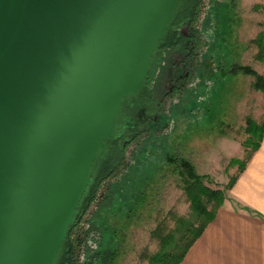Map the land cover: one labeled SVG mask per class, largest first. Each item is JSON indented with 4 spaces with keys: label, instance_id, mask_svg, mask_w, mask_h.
<instances>
[{
    "label": "water",
    "instance_id": "water-1",
    "mask_svg": "<svg viewBox=\"0 0 264 264\" xmlns=\"http://www.w3.org/2000/svg\"><path fill=\"white\" fill-rule=\"evenodd\" d=\"M177 0H0V264H57Z\"/></svg>",
    "mask_w": 264,
    "mask_h": 264
},
{
    "label": "rangeland",
    "instance_id": "rangeland-1",
    "mask_svg": "<svg viewBox=\"0 0 264 264\" xmlns=\"http://www.w3.org/2000/svg\"><path fill=\"white\" fill-rule=\"evenodd\" d=\"M199 7L200 30L208 32L206 45L211 50L214 45H225L218 47L222 52L218 51V61L223 73H218L217 85L224 75L226 80L219 99L215 100V87L204 105L192 100L189 95L192 85L191 88L187 85L188 94L181 98L183 95L178 93L166 102L170 125L164 122L155 135L144 134L126 147L120 168L99 190L98 196L103 199L94 202L85 216V230L90 225L98 228L88 237L90 247L97 248L101 235L107 238L106 249L114 254L105 264H151L149 259L159 252L163 236L173 235L176 251L180 252L178 246L186 244L193 235L186 233L179 239L182 224L190 222L194 229L203 224L191 212L183 189L186 174L181 176V164L187 162L196 174L207 176L209 181L204 179L203 184L211 190L224 187V180L235 175L240 167V162L232 165L229 162L240 155V146L248 137L245 118L255 119L258 124L263 121L264 94L252 88L253 78L244 75L239 67H249L264 76V63L252 43L264 31V0H201ZM187 28L179 26L178 32L185 34ZM167 49L158 54L157 65L167 60L161 59L170 51ZM211 50L206 54L212 55ZM173 53L171 58L179 54ZM219 103L221 106L217 107ZM210 105L209 113L206 109L197 116L191 113ZM221 120L229 125L224 127ZM219 136L226 139L221 145L217 142ZM206 208L213 211L215 203H208Z\"/></svg>",
    "mask_w": 264,
    "mask_h": 264
},
{
    "label": "flooded vegetation",
    "instance_id": "flooded-vegetation-1",
    "mask_svg": "<svg viewBox=\"0 0 264 264\" xmlns=\"http://www.w3.org/2000/svg\"><path fill=\"white\" fill-rule=\"evenodd\" d=\"M199 9L200 7L196 9L195 15L200 14L201 9L200 11ZM187 10L186 3H182L178 14L174 15L165 35L166 38L164 37L165 40L163 39L164 41L162 40L158 47L143 90L135 98L124 101L117 134L106 143L104 156L97 165L98 168L100 167L99 170L105 171L108 165H111L109 171L119 169L125 149L131 142L144 134L153 133L155 135L154 132L160 130L164 122L166 126L170 125L169 113L166 112L167 108L165 109L166 102H169L178 93L183 95H180L181 98L188 94L186 92L187 85L189 87L192 85V91L189 93L192 100H196L198 103L203 102L202 105L208 103L209 92L213 91L214 94L215 86L219 85H217L218 73H223V68L219 66L218 57L220 56L219 53L222 52L221 49L218 50V47L221 48L225 45H214L211 50V46H207L205 43V36L208 35V32L200 30V18L197 16L193 18L190 14V17H186ZM184 15V19H181ZM193 24L197 25L200 30L199 34L193 31L191 34L178 32L179 26H193ZM175 33V39L167 46L171 35ZM167 48H170V51L167 55L162 54L161 57V59L166 57L167 60L165 62L161 60L157 65L158 54L161 50L163 53V49L166 51ZM173 50L179 54L171 58L174 55ZM209 50H211L212 55L206 54L210 52ZM199 88H201L200 93H197ZM205 109L206 113H209L212 110V105L203 106L194 113L191 111V113L198 115L199 111Z\"/></svg>",
    "mask_w": 264,
    "mask_h": 264
},
{
    "label": "trees",
    "instance_id": "trees-1",
    "mask_svg": "<svg viewBox=\"0 0 264 264\" xmlns=\"http://www.w3.org/2000/svg\"><path fill=\"white\" fill-rule=\"evenodd\" d=\"M200 1L201 0H177L174 9V15L178 14L179 8L182 3H186L188 9L186 17H188L190 14L191 17L193 16V18H196L197 15H195V13L196 9L199 7ZM184 17L185 15L181 19H184ZM192 31L197 34L200 33V30L195 24H193V26L189 25L186 32L191 34ZM175 35L176 33L171 35L170 41H168L167 45H169L172 40L175 39ZM165 38L163 39L165 40ZM252 43L257 46L259 51L258 57L264 63V31L259 33L257 37L252 40ZM239 70L245 75L252 76L253 88L264 93V76L258 74L256 71L246 66L239 67ZM246 125L247 128L245 132L246 134H248V137L243 142L244 159H232L229 162L230 165L240 162L238 173L243 170L252 153L258 149L264 133L263 121L257 124L251 119H247ZM100 161L101 159L97 161L93 169V173L91 176L92 184L88 186L86 192L83 194L80 204L77 208V213L74 216V222L69 226L67 235L62 242L61 254L59 256L57 264H105L104 262L107 263L114 256L113 253L109 252V249H106V247H109L107 238L105 239L103 236L101 238V235L100 240L102 239V241L99 244H96L95 241L97 248L90 249L91 243L88 237L91 233L97 231V226L90 225L88 230L84 229L86 222L85 216L90 210L91 205L97 200L103 199V197L98 196L99 190L105 184V182H107L110 176L116 171H114V169L112 171H109L111 165H108V167L105 168V171L99 170L100 167L98 168L97 165L100 163ZM181 167V176L184 177V174H186V179L184 180L185 185L183 189L189 199L191 212L194 213V217L202 219L201 221L203 224L197 229H194L190 222L182 224V231L179 232V239H183L186 233L188 234L192 232L193 235L186 244H180L178 246L177 250L180 249V252L176 251L177 243L174 242V238H172L173 235L163 236L160 239L161 247L159 252L152 255L149 259V262H151V264H179L180 260L182 259L188 248L191 246V244L202 234L205 227L213 220L215 212L222 205V202L224 200V191L229 190L235 182L236 176L230 178L229 182L224 186L223 190H211L203 184L204 179L206 181H209V178H207V176L197 175L193 171L191 165L187 162L182 163ZM187 180L189 181L187 182ZM211 202H214L216 206L213 211H210L206 208L207 204ZM152 261H154V263H152Z\"/></svg>",
    "mask_w": 264,
    "mask_h": 264
},
{
    "label": "crops",
    "instance_id": "crops-1",
    "mask_svg": "<svg viewBox=\"0 0 264 264\" xmlns=\"http://www.w3.org/2000/svg\"><path fill=\"white\" fill-rule=\"evenodd\" d=\"M225 80L223 77L220 85L215 86V100L219 99ZM246 120L247 117L245 123ZM251 120L257 123L255 119ZM220 123L223 124V121ZM227 125L229 124H223L224 127ZM224 140L223 136L217 138L218 144ZM242 147L240 146L241 156H232L231 160L242 159ZM231 177H235V182L229 190L224 191L222 205L179 264H264V133L258 149L252 153L243 170L229 176L222 184L226 185Z\"/></svg>",
    "mask_w": 264,
    "mask_h": 264
}]
</instances>
